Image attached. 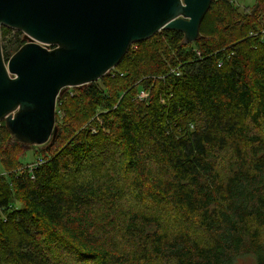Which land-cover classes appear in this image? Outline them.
<instances>
[{"label":"trees","instance_id":"trees-1","mask_svg":"<svg viewBox=\"0 0 264 264\" xmlns=\"http://www.w3.org/2000/svg\"><path fill=\"white\" fill-rule=\"evenodd\" d=\"M233 3L212 0L200 40L163 30L166 43L137 42L79 96L60 95L52 148L30 168L0 123L18 153L0 149V264H264V0ZM106 139L126 149L123 183L103 175ZM126 188L142 207L119 204Z\"/></svg>","mask_w":264,"mask_h":264},{"label":"water","instance_id":"water-1","mask_svg":"<svg viewBox=\"0 0 264 264\" xmlns=\"http://www.w3.org/2000/svg\"><path fill=\"white\" fill-rule=\"evenodd\" d=\"M212 0H0V29L26 42L6 61L0 33V122L25 149L57 135L56 100L103 77L133 43L161 30L200 40Z\"/></svg>","mask_w":264,"mask_h":264},{"label":"rangeland","instance_id":"rangeland-1","mask_svg":"<svg viewBox=\"0 0 264 264\" xmlns=\"http://www.w3.org/2000/svg\"><path fill=\"white\" fill-rule=\"evenodd\" d=\"M233 2H234L233 5L238 8V11L242 12L246 7H252V5H254V3H255V0H233ZM9 30H10V33L6 37L1 36L2 49H3V45L5 43H8L11 39H15L16 35H18V33H20V35H19L20 39L22 41L26 42L23 33L16 31V30H13V29H9ZM162 31L163 30L157 32L156 34H158V37L163 42L166 43V41H167L166 33L162 32ZM156 34H154V35H156ZM153 36H151V37H153ZM133 44H135V43H133ZM14 49L12 50V52L14 51ZM97 81H99V80H97ZM97 81H95V82H97ZM74 88H77V87H74ZM71 89L72 88H66L64 90L63 94L68 91L69 97H77L80 95L79 93L72 91ZM148 94H149V90H148V92H145V96H146L145 98H147ZM145 98H142V100H144ZM62 117H63V114H62ZM1 122H3V121H1ZM57 132H58V130H57ZM108 133L109 132L106 131V134H108ZM4 135L5 134H4L3 130L0 129V149L5 150L7 152V160H8L12 157L11 154L13 151L15 152V154H18V153L13 148H11V147L7 148L3 145L1 140L4 138ZM8 142H12V141L8 140ZM59 143H57L56 146H54V147H57V145ZM50 145L51 144H49V142H48L43 146H32V147H35L34 149H36V150H33L32 147H31V149L29 148L28 150H25L24 155L19 158L18 163L23 165V166L28 165L27 168H30L32 166V164L38 158V155L36 154V152L38 153L39 151H41L42 149H44L46 147H49V149L52 148V147H50ZM96 148L98 150L99 158L111 166V170L104 172L103 175H105V176L112 175L118 183H123L124 182V176H123L124 171L120 168L115 169V167H116L117 163L125 161L126 149H124L123 147H119L117 143L114 144L110 139H106V140L99 142L96 145ZM20 154H21V152H20ZM99 170H102V169H99ZM2 173H3V167L0 163V174H2ZM118 202L121 206H123L125 208H134V207H139V206L142 207L141 204H138L135 201L133 194L129 188H126L124 191L121 192V195L118 199ZM162 220H163L165 226L172 229V230H178L181 226L184 225V223L180 219H178L176 216L171 215V214H164L162 217ZM84 264H93V263H84ZM235 264H255V260L252 256H244L242 258H239Z\"/></svg>","mask_w":264,"mask_h":264},{"label":"built area","instance_id":"built-area-1","mask_svg":"<svg viewBox=\"0 0 264 264\" xmlns=\"http://www.w3.org/2000/svg\"><path fill=\"white\" fill-rule=\"evenodd\" d=\"M219 66H220V65H219ZM138 97H139L140 99L145 98V97H146V96H145V92H144V93H143V92H140ZM92 131L95 132V129L92 128Z\"/></svg>","mask_w":264,"mask_h":264}]
</instances>
